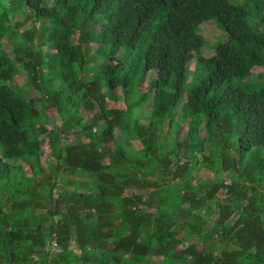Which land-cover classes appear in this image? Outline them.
Masks as SVG:
<instances>
[{"label":"trees","instance_id":"trees-1","mask_svg":"<svg viewBox=\"0 0 264 264\" xmlns=\"http://www.w3.org/2000/svg\"><path fill=\"white\" fill-rule=\"evenodd\" d=\"M7 1L0 264H264V0H12L23 17ZM210 21L226 41L207 58ZM147 34L140 68L124 64ZM203 171L215 181L196 186Z\"/></svg>","mask_w":264,"mask_h":264},{"label":"rangeland","instance_id":"rangeland-1","mask_svg":"<svg viewBox=\"0 0 264 264\" xmlns=\"http://www.w3.org/2000/svg\"><path fill=\"white\" fill-rule=\"evenodd\" d=\"M1 2H3V0H1ZM11 2H12V0L7 1V3L10 4L7 8V12L9 14H11V16L13 14H16L17 17H23V15H24L23 9L20 6L12 5ZM166 15H167V10L162 9L160 11V16L157 18V20L154 23V27H156L158 24H160L163 21V19L166 18ZM13 20H14L13 18L10 19V21H13ZM24 29H25V27H22L19 31L12 34V37H9V35H6V37L4 38V41H3V47L6 51H9V50L14 48V42L15 41H20L19 38L21 37V34L24 31ZM200 29H201L202 34L205 36V39L209 43V45H208L209 49H206L205 51H203L202 55L206 56L207 58L212 57L215 53L216 43H218L220 41H224V40L226 41V36H225L224 32L218 27V25L213 21L203 23L201 25ZM150 41H151V37L147 34L144 37L143 41L134 49H127L125 47H120L119 48L120 50H119V53L117 54V57L121 58L122 55H125L124 59H122L123 63L124 64H128V63L129 64H135L136 69H139L141 57L144 54L145 49L149 45ZM195 63H196V60L191 63L190 70L193 71L195 69ZM24 76L25 75H22V74L17 76L18 78L16 80L20 84V87H24L26 85V79ZM253 76H254V79H252L251 81H255V82H256V80L258 82L264 81V69L255 68L253 70ZM133 78H136V75H134ZM153 80L154 79H150L147 76V80H146V83L144 85V88L147 89V87L149 86V84ZM189 84L190 83H188V85ZM54 85H55V87L59 88L60 83L56 82V84H54ZM123 94H124L123 90H121V89L116 91L115 95L118 98L117 99L111 98V101L109 102L113 108H123V109L126 108L125 101L123 99L124 98ZM152 105H153V95H150V97L147 98L143 102L141 107L136 106L133 109V113H132L133 117L140 118L141 116H143L141 119V122L144 124H148L149 123L148 112H147V114L145 112L147 111V108L149 110L152 107ZM87 113H88L87 111L83 110L84 116H86ZM188 127H189V123H186L184 128L179 133V137L181 139L186 135ZM167 129H168V127L166 125L165 132L167 131ZM127 136H128V137H126V151L127 152H135V151H138L139 149H141V145L139 144V142H132V140H131L132 133L127 134ZM75 142H76V139L73 138V139H70L67 143H75ZM48 147H49V144H46L45 150L47 152L49 149ZM42 162H43L44 166L47 165V157L46 156L42 158ZM215 178L216 177L212 173H210L209 171H203L197 175V182H196L197 185L196 186H198L200 183H205L208 181L213 182V181H215L214 180ZM221 196L223 197V195H221ZM155 208H156V206H155ZM183 235L186 237V242H190L192 240V238L187 233L184 232V234H182L181 237H183ZM155 262H156V264H161L162 259L156 258Z\"/></svg>","mask_w":264,"mask_h":264}]
</instances>
